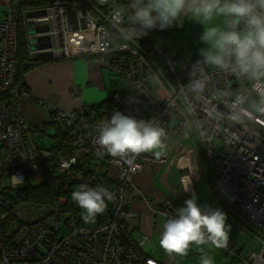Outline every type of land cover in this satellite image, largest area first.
<instances>
[{
	"label": "built area",
	"instance_id": "1",
	"mask_svg": "<svg viewBox=\"0 0 264 264\" xmlns=\"http://www.w3.org/2000/svg\"><path fill=\"white\" fill-rule=\"evenodd\" d=\"M128 1L0 0L5 6L0 20V219L12 217L10 227L15 232L7 242L0 241V264H161L131 241L124 226L136 216L125 209L123 193L142 168V154L121 160L97 144L98 126L117 110L151 122L165 133L188 135L190 130L194 134L218 200L226 210H236L243 217L240 234L256 240L249 252L230 246L221 247L222 251L241 264H264V78L223 70L200 58L185 61L154 46L147 49L141 44V31ZM19 4L34 7L21 14L30 57L50 55L56 60L84 55L122 77L129 88L126 98L114 92L99 112L88 106L54 109L49 123L62 127L58 148L37 144L33 136L44 129L28 125L20 110L19 96L26 93L19 89L16 73ZM70 13L74 16L69 17ZM150 75L159 77L165 97L149 93ZM196 81L203 83L202 91L190 87ZM76 93L73 90L70 95ZM91 148L99 152L90 158ZM100 156L106 161V172L115 165L118 176L111 215L97 224L77 223L65 210L64 197L50 211L11 204L5 197L26 181L42 183L50 172L63 181L62 189L67 180L78 184L90 170L80 167L84 158H90L88 166L97 175L104 166ZM163 207L167 218L175 216L171 202ZM26 213L65 214V233L50 217L46 225H35Z\"/></svg>",
	"mask_w": 264,
	"mask_h": 264
},
{
	"label": "crops",
	"instance_id": "2",
	"mask_svg": "<svg viewBox=\"0 0 264 264\" xmlns=\"http://www.w3.org/2000/svg\"><path fill=\"white\" fill-rule=\"evenodd\" d=\"M140 1V6L147 2V0ZM52 2L53 0H41V3L51 4ZM128 2L130 4V1ZM0 5L4 7L3 13H5V6L1 3ZM27 7L29 9L34 8L31 4L26 6L19 4L18 6L20 29H23L21 14ZM134 12L135 9H132L133 17ZM175 22V26L164 30H160L158 26L151 30H143L135 22L139 31L147 32V35L140 34L141 44L147 49L154 46L168 56H179L185 61H191L195 58L203 60L200 54L201 50L209 48V45L201 40L203 32L207 28H218L219 26H223L222 31H227L229 18L214 14L211 20L204 21L202 17H197L192 12H186L182 13ZM240 25L242 24L237 26V31ZM153 34L160 41L170 37L169 40H173V45L177 40V48L159 47L152 40ZM40 62L23 75L26 89L23 91L26 94L19 96V103L24 121L34 128L42 126L43 133L48 132L47 127L50 125L51 113L54 109L75 110L80 106L102 105L114 92L120 93L123 98L128 95L129 88L123 78L115 76L95 59L71 58ZM147 82L149 93L161 97L166 96V91L159 77L150 75ZM73 90L78 92L74 96L70 95ZM249 103L252 104V100ZM43 133L36 132L34 134L33 138L37 144L39 143L35 139L36 135L40 139ZM186 133L188 135L178 131L165 133L163 137L164 148L155 150L161 152L159 156L154 153H142V168L133 175L131 185L123 193L125 209L136 214L134 218L128 221V226L124 225L128 230V237L131 241L139 243L146 256L161 264L179 263L175 259L176 254L166 253L159 245L162 225L168 219L161 211L166 202H171L177 209L183 206L185 200L195 196L197 203L202 207L217 209L215 199L222 206L218 200L213 180L208 175L202 146L190 130H187ZM40 143H42L41 140ZM91 152L90 158L95 155ZM114 167L110 165V168ZM108 175L110 177L109 173ZM112 180L116 182V178ZM243 223L242 217V222L237 227L230 225V228L235 227L238 234ZM247 239L252 240L249 237ZM228 242H230V238ZM230 243L234 242L231 240ZM254 245L256 242L244 250V248L227 243V246L233 247L235 250L247 252L254 250ZM195 247L197 246L192 245L188 254H192ZM223 256L224 260L228 257L227 254ZM229 260L230 257H228V263H232ZM234 260L236 261V259ZM181 261L183 263L184 259L182 258ZM219 262L222 264L221 259Z\"/></svg>",
	"mask_w": 264,
	"mask_h": 264
},
{
	"label": "clouds",
	"instance_id": "3",
	"mask_svg": "<svg viewBox=\"0 0 264 264\" xmlns=\"http://www.w3.org/2000/svg\"><path fill=\"white\" fill-rule=\"evenodd\" d=\"M139 4L140 0H137L132 5L134 20L143 30L157 26L164 30L186 12H192L204 21L211 20L214 14L228 17L227 31L210 27L203 32L201 40L209 45L200 53L204 63L223 70L231 69L253 79L264 77V0H147L142 6ZM242 21L245 29L237 31ZM139 34L147 35V32ZM190 87L194 91H202L204 85L196 81ZM164 136L162 128L117 110L98 126L97 144L112 157L128 160L142 153L161 155L155 150L164 148ZM71 195L82 210L85 222H94L96 216L106 211L107 202L115 199V193L108 188L100 185L91 187L87 183L77 185ZM226 221L227 216L222 210L202 207L196 197L191 196L176 209L175 216L163 223L159 245L166 253L179 256H186L192 245L202 253L200 246L206 243L227 247L230 225ZM201 264H214L213 258L202 254Z\"/></svg>",
	"mask_w": 264,
	"mask_h": 264
},
{
	"label": "trees",
	"instance_id": "4",
	"mask_svg": "<svg viewBox=\"0 0 264 264\" xmlns=\"http://www.w3.org/2000/svg\"><path fill=\"white\" fill-rule=\"evenodd\" d=\"M133 0H130L131 9ZM243 25V21L241 22ZM26 31L20 29V26L17 28V53H16V73L17 79L19 82V89L24 90V82H23V75L32 67L40 64V61H32L31 57L28 56L27 47H26V39H25ZM26 90V89H25ZM109 100V99H108ZM105 101L104 104H93L89 105L88 107L94 109L96 112L103 110L108 102ZM54 128V134L50 136V145L55 146L58 148L60 145V140L62 137V127L59 124H52ZM91 153H98V150L91 148ZM90 158H84V161L80 164V167L87 168V170L83 180L78 184H72L69 180H67V184L64 189L60 187L63 184V181L60 180L59 176L52 174L51 172L48 173L47 180L43 181L42 185L33 184L30 181H26V183L20 185L13 191H7L5 193V197H8V200L11 204H28L35 207H44L47 211H50L54 208L56 200L60 197H64L65 203L64 208L65 210L71 215L76 217V221L79 224L88 223V224H97L104 219L110 217L112 212V202H107L108 206L106 211L96 216L94 222H85L83 219V212L77 206V204L72 199V192L75 190L76 186L81 183H87L91 187H96L97 185L104 186L109 189V191L114 192L115 189V182L109 177L108 173L106 172V164L101 168L100 172L97 175L92 173V169L89 168L88 164ZM92 170V171H91ZM54 214V213H53ZM52 213L45 215V213L40 214H28L26 216L32 219V222L35 225H46V218L50 217L51 221H56L58 224V228L61 234L65 233V220L67 219L65 214L57 215L56 217ZM12 217H7L5 221H1L0 219V241L7 242L12 234L15 232L10 227V222L12 221ZM16 220V219H15ZM19 225V221L16 220ZM84 225V224H83ZM20 226V225H19Z\"/></svg>",
	"mask_w": 264,
	"mask_h": 264
},
{
	"label": "rangeland",
	"instance_id": "5",
	"mask_svg": "<svg viewBox=\"0 0 264 264\" xmlns=\"http://www.w3.org/2000/svg\"><path fill=\"white\" fill-rule=\"evenodd\" d=\"M3 12H4V7L2 5H0V20H2L3 17H4V13ZM222 28H223V26H219L218 27V29H220V30H222ZM238 31H241V32L244 31L243 25H240ZM169 38L170 37H166L165 39H161V41H160V39L156 35H154V34L152 35V40L157 45H159V47H161V48L167 47V49H173V48L176 49L177 48V40H176V43L173 45V40H169ZM49 57L52 60H55L53 58H57L55 56H53V58H52L50 55H49ZM74 58H84V55H78V56L76 55V56H74ZM160 72H161V74H163V71H160ZM47 130H48V132L42 134L40 136V139L38 138V135H36V137H35V139H37L38 143L41 140L42 141L41 144H43L46 147H48L50 145V136H52L54 134V128L52 127V125H49L47 127ZM99 160L102 163L106 164V161H105L104 157L100 156ZM113 166H115V165H113ZM109 170H110L109 171L110 178L111 179L117 178V176H118V167L115 166L114 168H110ZM30 182L32 183V180H30ZM42 184H43V182L38 184V185H42ZM6 186L7 185L5 184L4 188ZM215 204L217 205V207L220 210H222L226 214V216H227L226 223L228 225L237 227V225H239L242 222V217L236 210L231 209L230 211H227L226 209H224L219 204V202L216 199H215ZM237 220L240 222L239 224H238ZM235 227L233 229L230 228L231 229L230 230L231 234H229L230 242L232 240V242H234V243L228 242V244H233V245H235L237 247H241V248H244V250H247L253 243L256 242V240H254V239L249 240V239H247L246 235L244 236V234H240V233L237 234ZM201 247L203 248V253L200 251V249L198 247H195V248H193L194 252L192 254H187L186 256L176 255V258H175L176 261L179 262L178 264H201V255L203 254V255H210L213 258L214 264H218V263L221 264V262H219L220 259L222 260V264L224 263V256H223L224 252L222 251L221 247H216L214 244H210V245L209 244H204V245H201ZM243 252H247V251H243ZM182 258L184 259L183 263L181 261ZM231 261H232V263H230V264H241L238 260L235 261L234 258H232V257H230L229 262H231Z\"/></svg>",
	"mask_w": 264,
	"mask_h": 264
},
{
	"label": "water",
	"instance_id": "6",
	"mask_svg": "<svg viewBox=\"0 0 264 264\" xmlns=\"http://www.w3.org/2000/svg\"><path fill=\"white\" fill-rule=\"evenodd\" d=\"M73 16H74V13L69 14V17H73ZM32 60L33 61H45V60H52V59L49 57V55H42V56H33Z\"/></svg>",
	"mask_w": 264,
	"mask_h": 264
}]
</instances>
